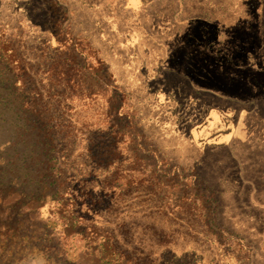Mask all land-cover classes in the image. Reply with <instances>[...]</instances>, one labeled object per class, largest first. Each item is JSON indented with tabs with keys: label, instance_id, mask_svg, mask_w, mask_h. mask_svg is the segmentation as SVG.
<instances>
[{
	"label": "rangeland",
	"instance_id": "374dc122",
	"mask_svg": "<svg viewBox=\"0 0 264 264\" xmlns=\"http://www.w3.org/2000/svg\"><path fill=\"white\" fill-rule=\"evenodd\" d=\"M236 5L264 52V0H0V264H264V82L205 49Z\"/></svg>",
	"mask_w": 264,
	"mask_h": 264
},
{
	"label": "crops",
	"instance_id": "0c3cea01",
	"mask_svg": "<svg viewBox=\"0 0 264 264\" xmlns=\"http://www.w3.org/2000/svg\"><path fill=\"white\" fill-rule=\"evenodd\" d=\"M234 8V13L237 14V16L234 17V25L236 26L235 29L236 31H242V34L246 33V32H257L258 34L260 33L261 30L256 29L255 26H251V27H238L237 25H239L240 21H241V15H239L240 11V5H236L233 7ZM228 11L231 10V8H227ZM238 10V12H236V10ZM244 18V17H243ZM239 22V23H238ZM213 25V24H212ZM246 28V30H245ZM222 28L219 26H214L213 25V31L216 30L218 31L219 34L217 35L214 31V38L215 42L212 43V45L207 49V51L212 52V55L214 57H225V61H219L220 62V66H224L226 64L229 65H233V71L235 72V74H233L234 76H242L247 83H249V87L251 88V83L252 82H258V83H262L264 82V52H259V54L254 53L251 50L250 44H252V41L255 42L256 38L254 37L253 39H249L247 37H245L244 35V40L247 41V43H245L246 45H248V48H243L241 47L240 43L241 42H234V44L228 45L227 43H220L219 41L222 39V35H226L223 31H220ZM259 30V31H258ZM238 33V32H237ZM237 38L236 39H241L240 34H237ZM226 39L228 40V38L226 37ZM230 40V38H229ZM239 41V40H238ZM243 43V42H242ZM202 47V49L204 50V44L201 43H195V47ZM221 47H224L221 48ZM225 51V52H223ZM238 52H240V54H238ZM227 60V61H226ZM218 62V63H219ZM246 83V84H247ZM254 88V87H253Z\"/></svg>",
	"mask_w": 264,
	"mask_h": 264
},
{
	"label": "trees",
	"instance_id": "16d2710c",
	"mask_svg": "<svg viewBox=\"0 0 264 264\" xmlns=\"http://www.w3.org/2000/svg\"><path fill=\"white\" fill-rule=\"evenodd\" d=\"M251 27V26H250ZM246 30V28H245ZM255 33V38L258 35L257 32H253ZM60 64L63 68V71L65 73L66 76L69 75L68 73V69L67 66L64 65L62 63V60L60 61ZM43 67V66H42ZM47 71H48V75L50 76L51 80L49 81V84L51 85V89L55 90L58 87H61L62 89H66V91L68 92L70 90V86L72 85L71 80L67 77V80H65V82L61 83V82H57L55 81L56 79L54 78V75L57 73V68L53 67L52 65H48L47 66ZM38 85V83L36 84ZM89 90V88H87ZM34 90L36 92L39 93V90H37V88H34ZM41 95V94H40ZM39 94L37 95L36 93H33V97H32V105L37 109V110H41L39 113V121L41 122V124L38 126L40 128V130H44V142L42 144V156L45 157L44 159V166L42 169V174L40 177V181L42 182V186L44 189H49L51 186H53L52 188H58L59 186L54 185V182L56 181V179L54 178L53 174V170L55 169V158H56V154H55V146L53 144V138L56 137L57 132L54 130V132H52V127L53 126V115L50 113L53 108L55 107H50L48 106L45 102H43L42 97ZM65 97L68 99V95L65 94ZM68 106V103H67ZM44 115V118H43ZM38 121V122H39ZM44 123V124H42ZM51 123V124H50ZM106 129V128H104ZM102 144V143H101ZM100 144V147H101ZM41 149V148H40ZM106 150L105 149H100L99 152L105 154ZM54 160V161H53ZM35 201H31V203H34Z\"/></svg>",
	"mask_w": 264,
	"mask_h": 264
}]
</instances>
